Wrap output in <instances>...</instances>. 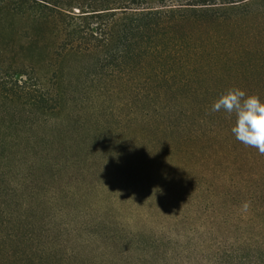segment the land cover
Masks as SVG:
<instances>
[{
	"label": "rangeland",
	"instance_id": "374dc122",
	"mask_svg": "<svg viewBox=\"0 0 264 264\" xmlns=\"http://www.w3.org/2000/svg\"><path fill=\"white\" fill-rule=\"evenodd\" d=\"M244 1V7L237 6L219 21L206 17L204 21H168L177 30L158 32L219 36L215 52L202 53L205 56L199 59L188 57L190 65L184 70L181 61L170 72L165 70L168 73L160 75L161 79L153 75H147L145 80L130 76L121 79L115 72L111 80L112 72L107 69L98 70L95 79L91 58L70 57L58 65L56 76H60L58 82L64 94L51 118L37 117L39 114L32 108L20 102L4 103L0 98V136L29 135L28 139L15 140L10 148L11 152L16 150L13 155L0 149V183L19 182L16 170L36 166L44 155L41 149L47 147L65 165L58 174L52 175L54 167L50 168L52 176L45 173L46 188L63 186L60 195L88 194L85 203L91 215L109 216L110 222L121 221L135 233L163 234L166 241L176 239L186 249L194 245L198 256L205 255L209 264H264V154L234 138L230 131L233 117L210 115L211 124L201 127L202 136L196 139L188 138L186 129H180L182 123L173 117L178 114L173 105L214 101L233 87L264 101V0ZM148 2L159 5L156 0ZM64 10L69 17H62L61 26L66 28L63 32L75 29L76 33H88L87 28L106 19L75 17L77 7ZM37 14L34 1L0 0V86L5 89L34 92L39 85L46 89L52 84L55 66L43 58L36 33L61 32L55 28L39 32ZM225 34L234 37L230 43L222 40ZM155 104L164 107L165 115L153 122ZM182 117L185 124L194 116ZM208 129L218 132L219 137L217 133L210 135ZM222 134L230 136L225 140L220 138ZM146 144L157 157H184L180 170L171 176L172 180L180 179L177 183L165 180L168 183H160L159 190L155 189V179H163L157 177L158 167L144 155ZM93 149L97 150L92 152ZM188 150L194 151L192 155L188 156ZM215 150L221 153L213 154ZM118 153L123 159H115L112 170H108L101 154L111 157ZM178 162L170 161L169 165ZM116 172H123L125 190L116 183ZM99 183L105 184L100 187ZM141 185L146 190L153 187L156 194L143 195ZM69 204L65 211L84 212L83 204Z\"/></svg>",
	"mask_w": 264,
	"mask_h": 264
},
{
	"label": "trees",
	"instance_id": "16d2710c",
	"mask_svg": "<svg viewBox=\"0 0 264 264\" xmlns=\"http://www.w3.org/2000/svg\"><path fill=\"white\" fill-rule=\"evenodd\" d=\"M30 1H34L38 7L35 20L38 31L45 32L55 28L61 32L36 33L43 58L51 62V66H55L51 72L52 84L46 89L39 85L34 92L23 89L24 87L22 88L24 91H12L0 86V98L4 103L20 102L21 105L32 108L38 113L37 117L45 118L58 111L59 101L64 94L58 82L60 76L59 78L56 76L60 69L58 65L64 59L91 58L90 65L95 79L98 78L97 71L102 72L104 69L112 72L111 80L115 77L113 75L115 72L120 73L121 79L130 76L145 80L148 79L147 75L161 79L160 75L165 76L181 61L185 64L180 65L181 70H184L190 65L187 63L188 57L191 59L194 56L199 59L205 56L202 53L215 52L214 49L220 42L219 36L215 33H158L166 28H171V31L177 30L176 25L168 24V21L178 22L184 19L204 21L205 17L219 21L227 18L237 6L244 7L245 2L244 0H156L159 3L156 7L150 5L148 0H69L68 3L63 0ZM69 7L79 9L78 14L73 13L75 17L103 16L106 19L94 27L87 28L88 33H76L75 29L63 32L66 28L62 27L64 26L62 17H69L68 13L63 11L64 9L67 11ZM117 15L121 17L116 19ZM221 37L229 43L234 38L232 34ZM215 90L213 89V93L216 92ZM212 102L181 105L183 107L173 105V109L178 113L173 116L174 120L179 124L182 123L180 129H186L188 138L199 137L201 127L211 124L210 115L231 117L223 112H211ZM153 107L155 108L153 122H156L164 117L165 112H162L164 107L156 104ZM170 107L171 105L166 109ZM183 115L194 117L191 122L186 121L184 124ZM168 126L171 127L170 124ZM207 131L213 136L217 133L216 137H219L218 132L211 129ZM28 136L1 135L0 149L13 155L16 150L11 152L10 148L14 146L15 140L17 138L22 140L25 137L28 139ZM220 136L226 140L230 135ZM122 138L119 136L120 140ZM104 140L107 142L106 137ZM139 141L146 140L139 138ZM115 149L117 148L112 151ZM41 150L44 151V155L39 157L36 166L33 164L32 167L30 164V168L16 170L20 174L19 182H8L6 185L0 183V264H209L210 261L205 255L198 256V249L194 250V245L186 249L178 245L176 239L167 238L169 240L166 241L163 234L135 233L125 228L121 221L110 222L109 216L105 218L102 215H91L85 203L88 198L86 193L60 195L65 189L63 186L61 189L56 186L46 188V175L58 174L60 170H64L65 163L63 165L57 161L47 147ZM95 150L97 149H93L92 152ZM143 152L148 157V162L158 167L155 171L159 172L157 177L163 179V181L155 179L157 191L160 188L158 184L168 183L165 180L173 185L180 180H172L171 176L177 174L175 170H180L184 161L182 155H179L180 159L157 157L149 147ZM192 152L194 151L188 150V156L192 155ZM218 152L221 153L215 150L213 154ZM101 155L104 157L102 162L107 163L108 170H112L111 165L115 159L117 162L123 159L122 153L111 157ZM4 157L7 158V155L5 154ZM153 160H157L158 163ZM163 161H166V165H162ZM170 161L179 162L170 166ZM190 163L193 166L196 164ZM53 167L54 172L51 175L50 168ZM31 169H35V172H31ZM41 169L43 174L39 172ZM116 173L114 174L116 183L121 184V189L125 190L127 185L122 179L123 172ZM103 184L99 183L98 186L102 187ZM155 189L151 187L146 190L141 185L142 192H139L143 195H155ZM16 195L22 196L18 198ZM114 200L118 202L117 196ZM71 201L83 204L84 212L65 211ZM54 206L56 209L53 208ZM48 208L50 211H46ZM117 224L119 225L116 226ZM226 260L224 259L225 262Z\"/></svg>",
	"mask_w": 264,
	"mask_h": 264
},
{
	"label": "clouds",
	"instance_id": "9594fccd",
	"mask_svg": "<svg viewBox=\"0 0 264 264\" xmlns=\"http://www.w3.org/2000/svg\"><path fill=\"white\" fill-rule=\"evenodd\" d=\"M210 111L233 117L230 131L234 138L264 154V101L258 96L237 87L229 88L212 102Z\"/></svg>",
	"mask_w": 264,
	"mask_h": 264
}]
</instances>
